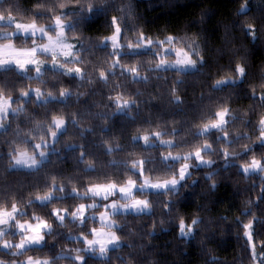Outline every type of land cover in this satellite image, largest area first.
I'll return each instance as SVG.
<instances>
[{"label":"trees","instance_id":"trees-1","mask_svg":"<svg viewBox=\"0 0 264 264\" xmlns=\"http://www.w3.org/2000/svg\"><path fill=\"white\" fill-rule=\"evenodd\" d=\"M0 14L38 25L55 17L68 21L65 34L77 47L70 63L81 70L76 76L46 67L33 77L13 66L0 68V96L11 98L15 109L0 129V209L16 206L21 211L16 219H43L50 226L39 246L19 253L0 246L1 259L9 264H22L19 260L27 256L49 258L51 264H77L75 256L83 257L80 264H264L263 180L239 168L264 154L259 143L264 0H0ZM114 22L122 47L141 36L171 37L201 61L196 69L182 71L155 68L157 58L149 51L114 56L103 40ZM7 39L22 48L34 40L13 35L0 41ZM239 66L240 80L214 85L220 78H235ZM31 87L42 95L67 93L45 100L23 96ZM220 109L229 112L224 127L197 133ZM54 117L64 118L65 127L47 158L35 168L11 167L16 151H34L36 142L49 138ZM154 132L173 143L135 138ZM204 143L210 145L203 152L210 166L194 168L175 190L137 192L146 198L148 211L112 215L121 244L103 257L86 251L78 237H90L92 227L100 226L91 211L82 222L53 214L56 208L69 214L91 200L70 193L86 192L91 184L177 176L182 160L164 156L182 155ZM48 193L53 194L49 200H36ZM193 220L192 234L179 235V224ZM248 223L250 241L243 234Z\"/></svg>","mask_w":264,"mask_h":264},{"label":"rangeland","instance_id":"rangeland-1","mask_svg":"<svg viewBox=\"0 0 264 264\" xmlns=\"http://www.w3.org/2000/svg\"><path fill=\"white\" fill-rule=\"evenodd\" d=\"M0 25H9L0 29V38H8L13 35H21L22 37L32 36L34 38L33 45L31 47H19L15 46L9 39L0 41V68L13 66L19 72L28 74L33 77H38L40 73L46 68H54L64 71L69 74L81 76L80 68L70 63L76 59V43L65 34V28L68 25V21L60 17H55L50 24L38 25L34 22H23L15 19L11 15L0 14ZM106 41L114 56L126 51L135 53L138 51L152 52L157 62L154 66L158 69L172 68L182 71L194 70L198 67V59L192 57L184 48L175 46L171 42V37H166L161 40H153L149 38H137L136 42L129 43L125 47H122L120 42V28L116 22L113 23V29L109 35L103 39ZM168 41V42H166ZM116 63V61H115ZM31 68V71H30ZM125 71H130L124 68ZM30 72V73H28ZM133 77H139V74L135 71L131 72ZM243 69L239 66L237 68V76L223 77L215 81V86H221L226 83H231L241 79ZM67 91H63L59 97L46 94L42 95V92L31 87L28 91L23 93V96L33 94L37 100H45L50 98H63ZM121 103L126 104L124 101ZM15 109L11 108V98H5L0 96V129L3 128V123L7 117L9 111ZM121 110V107H119ZM229 112L227 109H220L216 112L215 119L207 122L197 130V133L205 134L211 130L221 129L229 119ZM54 126L53 130L49 134L47 140H41L35 143L34 151L18 150L12 157L11 167L13 168H35L39 166L46 158L47 153L52 150V144L56 140L58 134L65 127V119L62 117H54L51 120ZM259 127L261 129L259 143L264 144V116L261 118ZM151 137L150 141L145 140V137ZM225 138V135H223ZM140 138L144 143H154L171 145L173 142L170 139H164L160 137V132H154L148 135L136 136ZM210 149L208 143H204L201 147L194 151L187 152L185 154H168L164 158H170L173 160L181 159L178 175L163 180H152L146 176H141L140 181L132 179L127 180L124 183L117 184L114 182L91 184L87 186L86 192H79L72 190L70 193L76 195H88L91 200L85 203H81L71 213H67L65 209H54L53 214L58 220H63L65 216H70L72 219H77L82 222L89 210V216L97 219L100 226L92 227L91 236L84 237L79 235L84 241V249L96 256L103 257L109 248L116 247L121 244L116 232L112 229L117 226L113 214L117 213H140L149 210L146 198L136 195L137 192L146 191H165L168 189L175 190L185 177L194 169L201 166H210L212 160L206 158L203 152ZM239 168L244 173H259L264 184V154L259 158H251L249 162H243L239 164ZM140 170V169H139ZM53 196L52 193H48L36 198L39 202H45ZM106 199L99 201L98 199ZM109 198V199H108ZM97 199V200H95ZM99 204L102 208L96 212L92 209ZM21 211L16 207L0 209V246L2 249H6L12 253H19L27 247L39 246L43 242L44 232L47 231L50 226L43 219H36L34 221L18 220L16 219L17 213ZM193 221L190 223L181 222L179 224L178 234L184 237H189L193 231ZM251 227L248 224L245 225L244 236L250 241ZM21 235L17 240L16 238L2 237L5 234ZM2 239V240H1ZM13 247L12 250L9 249ZM77 264L82 262V256H75ZM22 264H51L49 258L27 256L19 260ZM16 262V261H12ZM0 264H9L8 261L0 258ZM13 264V263H11Z\"/></svg>","mask_w":264,"mask_h":264}]
</instances>
